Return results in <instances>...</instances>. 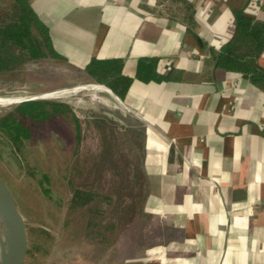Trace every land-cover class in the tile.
<instances>
[{
	"label": "crops",
	"instance_id": "obj_1",
	"mask_svg": "<svg viewBox=\"0 0 264 264\" xmlns=\"http://www.w3.org/2000/svg\"><path fill=\"white\" fill-rule=\"evenodd\" d=\"M28 1L72 69L121 59L131 77L146 207L174 233L141 264H264V91L214 60L234 11L264 22V0Z\"/></svg>",
	"mask_w": 264,
	"mask_h": 264
},
{
	"label": "rangeland",
	"instance_id": "obj_2",
	"mask_svg": "<svg viewBox=\"0 0 264 264\" xmlns=\"http://www.w3.org/2000/svg\"><path fill=\"white\" fill-rule=\"evenodd\" d=\"M11 1L0 0V14L9 13ZM102 87L106 88L79 77L71 67L44 60L0 72V99H18L0 101V114L23 99L38 96L69 103L81 125L76 142L70 120L53 117L34 123L25 119L31 127V138L21 146L20 163L8 143L0 140V178L11 189L27 232L22 264H130L135 254L145 257L147 249L174 236L156 213H144L134 223L118 221L120 210L107 206L108 201L101 197L112 194L114 205L129 202L115 196L114 191L121 182L122 170L134 168L142 150L141 138L124 128L129 122L142 120ZM43 173L50 177L48 192L39 183ZM142 184L148 189V179ZM76 188L96 190L99 195L92 203H101V209L109 207L105 213L94 214L100 225L116 222L107 232L108 241L87 233L85 224L93 214L85 207L76 208L71 200ZM59 197L64 199L61 205ZM65 220L68 226L61 229Z\"/></svg>",
	"mask_w": 264,
	"mask_h": 264
},
{
	"label": "trees",
	"instance_id": "obj_3",
	"mask_svg": "<svg viewBox=\"0 0 264 264\" xmlns=\"http://www.w3.org/2000/svg\"><path fill=\"white\" fill-rule=\"evenodd\" d=\"M2 12V11H1ZM2 14V15H1ZM0 15V72L11 71L32 61L44 60L51 64L71 67L67 59L59 54L53 47L48 27L40 20L28 0H12L9 13L3 11ZM264 48V22L247 14L243 8L233 13V31L218 51H214V60L217 67L241 73L251 84L264 91V66L260 65L258 58ZM121 59H91L85 67L74 69L81 77L86 75L90 80L109 88L115 96L123 100L130 86L131 77L124 75ZM53 117H62L70 120L75 132V140L80 139L81 125L79 117L71 105L62 100L34 98L22 100L8 111L0 114V140L8 143L11 154L16 162L23 161L21 146L31 138V127L24 123L30 120L34 123L48 121ZM142 120V119H141ZM136 126V129H134ZM141 138L142 150L138 163L134 168H126L121 172V182L115 190V196L128 199L126 204L114 205L112 194H103V200L108 201L107 206L120 210L118 221L134 223L140 221L144 213H148L147 201L149 189H143L144 179H148L146 171L147 145L150 129L142 120H135L124 127ZM138 128V130H137ZM107 150L104 152L107 154ZM66 178V174L62 176ZM50 177L43 173L39 183L45 192L49 191ZM147 188V186H146ZM96 190L76 188L71 200L76 202V208L92 212L93 216L87 219L85 229L94 239L108 241L107 232L115 227V221H107L100 225L96 222L94 214L99 211L105 213L109 209H101L100 204L92 203L98 196ZM60 205L63 198L59 197ZM121 204V205H120ZM123 214V215H122ZM126 214L127 218H124ZM120 221V222H121ZM65 220L62 228L68 226ZM96 227V228H95ZM92 236V235H91ZM144 256L135 254L129 260L130 264H141Z\"/></svg>",
	"mask_w": 264,
	"mask_h": 264
},
{
	"label": "water",
	"instance_id": "obj_4",
	"mask_svg": "<svg viewBox=\"0 0 264 264\" xmlns=\"http://www.w3.org/2000/svg\"><path fill=\"white\" fill-rule=\"evenodd\" d=\"M38 96L26 98L34 99ZM0 213L9 221L8 240L0 255V264H22L27 250V232L9 186L0 178Z\"/></svg>",
	"mask_w": 264,
	"mask_h": 264
},
{
	"label": "bare ground",
	"instance_id": "obj_5",
	"mask_svg": "<svg viewBox=\"0 0 264 264\" xmlns=\"http://www.w3.org/2000/svg\"><path fill=\"white\" fill-rule=\"evenodd\" d=\"M96 88H101L99 86H95ZM104 90L109 91L107 88L102 87ZM17 98L14 99H0V101H17ZM134 109V108H133ZM8 228H9V221L0 213V255L4 251L7 240H8ZM162 249V248H161ZM164 251V250H163ZM168 255V254H167Z\"/></svg>",
	"mask_w": 264,
	"mask_h": 264
}]
</instances>
